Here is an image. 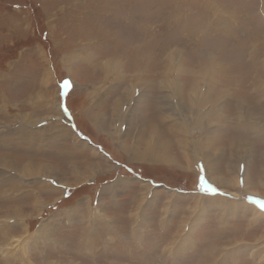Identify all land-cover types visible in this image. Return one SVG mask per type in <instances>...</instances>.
I'll use <instances>...</instances> for the list:
<instances>
[{"label": "rangeland", "instance_id": "rangeland-1", "mask_svg": "<svg viewBox=\"0 0 264 264\" xmlns=\"http://www.w3.org/2000/svg\"><path fill=\"white\" fill-rule=\"evenodd\" d=\"M263 68L264 0H0V264H264Z\"/></svg>", "mask_w": 264, "mask_h": 264}, {"label": "bare ground", "instance_id": "bare-ground-1", "mask_svg": "<svg viewBox=\"0 0 264 264\" xmlns=\"http://www.w3.org/2000/svg\"><path fill=\"white\" fill-rule=\"evenodd\" d=\"M194 59V58H193ZM110 67L111 66H109V65H106V72L108 73L109 71H111L110 70ZM102 68H104V66L102 67ZM264 69V68H263ZM177 86V85H176ZM136 88V87H135ZM207 88V87H206ZM260 89V88H259ZM178 90V89H177ZM255 90V89H254ZM176 91V90H175ZM213 91V90H212ZM231 93V92H230ZM190 94H192V93H190ZM211 94V93H210ZM210 94H208V95H210ZM217 94V93H216ZM239 94V93H238ZM262 94V93H261ZM205 95V94H204ZM208 95H206V96H204V97H202L204 100H206V97H210V96H208ZM190 96V95H189ZM171 97V96H170ZM215 97V96H214ZM228 97V96H227ZM231 97V96H230ZM128 98V97H127ZM192 99V98H191ZM215 99H216V97H215ZM244 99V98H243ZM193 100H195L194 99V96H193ZM197 101H198V98L196 99ZM201 101V100H200ZM229 101V99L228 100H226L225 102L227 103V104H230L231 102H228ZM241 101V100H240ZM118 102V101H117ZM244 102V101H243ZM38 103V102H37ZM257 103V102H256ZM235 104V103H234ZM260 104V103H259ZM121 105V104H120ZM179 105V104H178ZM177 105V106H178ZM238 105V104H237ZM116 106V105H115ZM136 106V105H135ZM239 106H240V104H239ZM241 106H242V102H241ZM221 107V106H220ZM247 107V106H246ZM264 107V106H263ZM96 108H97V106H96ZM115 108V107H114ZM222 108V107H221ZM251 108V107H250ZM99 109V108H98ZM175 109V108H174ZM117 110V109H116ZM137 110H140V107H137L136 109H135V112L137 111ZM192 110V109H191ZM238 110H239V108H238ZM192 111H194V110H192ZM114 112H116V111H114ZM245 112V111H244ZM248 112H249V110H248ZM256 112V111H255ZM258 112H259V114H260V111L258 110ZM119 113V112H118ZM177 113V112H176ZM195 113V112H194ZM240 114V113H239ZM249 114V113H248ZM255 114V113H254ZM257 114V113H256ZM193 115V114H192ZM252 115V114H251ZM261 115H262V112H261ZM138 116H140L141 117V114H139ZM241 116V115H240ZM246 115H244L243 117H245ZM259 116V115H258ZM94 117V120L96 119V116L94 115L93 116ZM118 117V116H117ZM192 117V116H191ZM210 117V116H209ZM248 117H250V116H248ZM107 118V117H106ZM171 118V117H170ZM169 118V119H170ZM173 118V117H172ZM178 117H177V115L174 117V119H175V121L173 122L174 123V125H176L177 126V128H178V130L177 129H175V131H172L173 133L174 132H178V134L180 133V135L182 136V138L180 139V135H178L177 133H176V135H178V137H179V140H177L176 141V144H180V148H183V149H186V146H188V143L186 142V138H183L184 137V135H186L187 133H190L191 132V128L190 129H188L187 131H186V129H185V126H186V120L184 121V120H180V118L179 119H177ZM44 119V118H43ZM186 119V118H185ZM217 119V118H216ZM109 120V119H108ZM173 120V119H172ZM218 120V119H217ZM253 120V119H252ZM182 121V122H181ZM192 121V120H191ZM194 121H195V118H194V120H193V122H190L189 121V123H188V127L190 126L191 127V125L193 126L194 125ZM204 121H206V117L205 118H203L202 120H199V121H197V125H199V127L200 128H203L202 127V125H203V122ZM220 121H221V123H223L224 122V120H218V123H220ZM39 122H40V120H39ZM184 122V123H183ZM257 122V121H256ZM97 123V122H96ZM225 123V122H224ZM259 123V122H258ZM114 124V123H113ZM145 124H147V130L148 129H152V128H156V131L154 132V133H152V134H150L149 136H147L148 138V140H145L144 141V148H143V155H145L147 158H148V160L151 162V163H154V164H156V163H158V162H160V163H163V164H168L167 163V155H166V151H167V149H169L170 147H171V142L168 140V139H164V140H162L161 139V135H162V132H161V129L160 130H158L159 129V127L158 126H155V123L154 122H150V123H145ZM260 124V123H259ZM185 125V126H184ZM256 125V124H255ZM149 126H150V128H149ZM217 126V125H216ZM142 127V126H141ZM144 127V126H143ZM142 127V128H143ZM173 127H175V126H173ZM256 128V127H255ZM215 131V130H214ZM146 132H144V130L143 129H141V133H139L138 134V136H143V134H145ZM217 133V132H216ZM203 134V133H202ZM210 135V134H209ZM165 136V135H164ZM188 136V135H187ZM142 138V137H141ZM139 139H137V141H138ZM204 140V139H203ZM237 140V139H236ZM140 141H142V140H140ZM205 141V140H204ZM240 141V140H239ZM140 144V143H139ZM203 144H205V145H203V147H201V149L206 153L207 152V147L209 146V144L208 143H203ZM240 146H238V149L240 150V151H245L246 152V154H247V151H249V150H245V145L247 144L244 140L242 141H240L239 143H238ZM231 145V144H230ZM233 146V145H232ZM234 147H236L237 148V143H236V145L234 146ZM120 149L122 150V151H124V152H128L127 151V149H126V145H122V143H121V146H120ZM188 149V148H187ZM190 149V148H189ZM230 149H231V147H230ZM141 152V151H140ZM139 152V153H140ZM169 152V151H168ZM184 153V152H183ZM208 153V152H207ZM135 154H137V151H134V153H133V155H135ZM237 156H238V152H237V154H236ZM169 156V155H168ZM242 157V156H241ZM202 159V158H201ZM208 159V158H207ZM191 160V159H190ZM192 161V160H191ZM10 163V162H9ZM29 164V163H28ZM36 164V163H35ZM188 164V163H187ZM14 165V164H13ZM26 165V164H25ZM31 165V164H30ZM37 165V164H36ZM46 165V164H45ZM9 166H10V164H9ZM8 166V167H9ZM91 166H95L94 164H92ZM194 166V165H193ZM238 166V165H237ZM177 167H179V165L177 166ZM188 167H190V166H188ZM88 168H90V166H88ZM93 169V168H92ZM183 170H185L184 168H182ZM27 170H28V172H31V174H32V172L34 173V172H39L40 174L39 175H42V174H45L46 176H48V178H50L51 176H53V177H58V179L59 178H61L63 181H64V179L62 178L63 177V175H60V174H62V172H58L60 169H57V170H55V168L54 169H51L50 168V166H48L46 169L45 168H43V166L42 165H40L39 167H32V165L30 166V167H28L27 166ZM73 170V172H78V168H74V169H72ZM85 169H83V171H84ZM94 170V169H93ZM239 170V169H238ZM19 172V174H20V171H18V170H15V173H18ZM91 172V171H90ZM57 173V174H56ZM97 173V172H96ZM209 173H210V171H209ZM66 174V173H65ZM21 175V174H20ZM32 175H34V174H32ZM38 175V176H39ZM36 176H37V174H36ZM24 177V176H23ZM83 177V174L81 173V172H79V175L78 176H76L75 177V179L76 180H78V179H80V178H82ZM208 177V176H207ZM68 179V178H67ZM244 180H245V183H246V181H250L251 180V178H250V176L249 177H246V178H244ZM57 181V180H56ZM68 181V180H67ZM237 181V180H236ZM235 181V182H236ZM220 183L222 182V181H219ZM73 183V182H72ZM244 183V184H245ZM5 184V183H4ZM238 185V184H237ZM13 187V186H12ZM74 188V187H73ZM43 190V189H42ZM50 190V189H49ZM53 190V189H52ZM46 191V190H45ZM6 192V191H5ZM9 193V192H8ZM51 193H54V192H51ZM3 195V194H2ZM19 196H20V194H19ZM28 197H30V194H28ZM20 198H25V195H23L22 197H20ZM17 205V204H16ZM19 209V208H18ZM16 210V209H15ZM20 210V209H19ZM11 211H6V212H3V213H6V216H7V213H8V215H9V213H10ZM17 212H19V211H17ZM12 213V212H11ZM29 215V214H28ZM21 215H19V214H17L16 215V217L17 218H19ZM11 219V218H10ZM20 240H21V238H20Z\"/></svg>", "mask_w": 264, "mask_h": 264}, {"label": "snow or ice", "instance_id": "snow-or-ice-1", "mask_svg": "<svg viewBox=\"0 0 264 264\" xmlns=\"http://www.w3.org/2000/svg\"><path fill=\"white\" fill-rule=\"evenodd\" d=\"M65 87L67 86V82H65ZM201 172H204V168L203 166H201ZM197 188L200 191H205L206 188L207 190L211 191V192H216V189L214 187H212L210 184H208L207 180L205 179L204 175H200L198 182H197ZM249 202L251 203H255L261 211H264V201H261L259 199L253 198V197H248Z\"/></svg>", "mask_w": 264, "mask_h": 264}, {"label": "crops", "instance_id": "crops-1", "mask_svg": "<svg viewBox=\"0 0 264 264\" xmlns=\"http://www.w3.org/2000/svg\"><path fill=\"white\" fill-rule=\"evenodd\" d=\"M87 223H86V221H85V225H86ZM86 229H87V226H86ZM89 231V232H88ZM105 232L107 231V230H104ZM87 232H88V234H89V239H91V236H92V232H91V230L90 229H88L87 230Z\"/></svg>", "mask_w": 264, "mask_h": 264}]
</instances>
